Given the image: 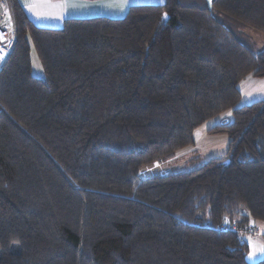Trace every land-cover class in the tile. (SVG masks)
I'll use <instances>...</instances> for the list:
<instances>
[{
    "label": "trees",
    "instance_id": "obj_1",
    "mask_svg": "<svg viewBox=\"0 0 264 264\" xmlns=\"http://www.w3.org/2000/svg\"><path fill=\"white\" fill-rule=\"evenodd\" d=\"M8 4L0 264H264L246 238L264 230V98L237 106L238 83L264 78L247 31L264 34V0L133 4L58 27ZM228 110L208 130L229 136L224 154L162 167Z\"/></svg>",
    "mask_w": 264,
    "mask_h": 264
},
{
    "label": "rangeland",
    "instance_id": "obj_2",
    "mask_svg": "<svg viewBox=\"0 0 264 264\" xmlns=\"http://www.w3.org/2000/svg\"><path fill=\"white\" fill-rule=\"evenodd\" d=\"M4 1L7 3L9 2L8 0H4ZM165 1L166 0H104L102 2H99L98 4H92V7L94 10H97L96 12L98 15L119 17L125 15L128 9L122 10V7L126 8L128 4L129 5L162 4L165 3ZM7 3H6L7 5L6 11L9 10L10 12V17L8 18V33H9L8 37H11V39H13L14 26H13L12 14H11V7ZM1 6L2 5L0 4V8L2 9ZM93 15H95V13ZM31 19L34 20V22L39 26H47V25H42L41 21L39 22L38 20H35L33 18ZM45 23L56 27L61 25L51 22H45ZM247 31L248 34L253 39V41L256 43L258 49L257 51L264 49V34H262L257 30H253L252 28H247ZM10 42L5 46H0V65L4 61L5 56L9 51ZM30 53H31V61H32V73L35 76L44 77V68L42 66V63L40 61V58L37 54L34 45H31ZM238 87L241 91V100L237 103V106L248 104L253 101L264 98V78H260L252 75L247 76L244 80L238 83ZM232 118H233L232 110H228L226 113L224 112L214 118H211L195 131L194 136L196 138V144L194 146L191 147L188 146V148L186 147L180 150L178 154L173 157V159L168 161V165L164 164L162 166V162L159 164L155 163V165L153 164L152 166H149L145 171H143V173L147 175L148 173L159 172L161 166L163 168H166V166H170L173 168L172 170H177V171L186 168L188 169L190 165L189 162H192V160L194 159L200 158L201 159L200 162H204L205 160H208L213 157H218L220 154H224L228 149L229 136L225 133H209V131L205 133V130H207L209 126L215 125L217 121L221 122L224 119L232 120ZM192 167L190 165V168ZM257 225H260V223H258ZM263 234H264L263 227L259 226L258 229L255 230L252 236L250 237L248 236L249 238L246 237L250 244L249 260L251 262H256L264 256V243L262 240Z\"/></svg>",
    "mask_w": 264,
    "mask_h": 264
},
{
    "label": "crops",
    "instance_id": "obj_3",
    "mask_svg": "<svg viewBox=\"0 0 264 264\" xmlns=\"http://www.w3.org/2000/svg\"><path fill=\"white\" fill-rule=\"evenodd\" d=\"M10 2V0H8ZM25 7L29 16L35 20L41 21L42 24L48 25L45 22L61 24L64 18L67 17H86L91 16L97 10H94L92 4H98L104 0H19ZM7 3L0 0V3ZM8 2V3H9ZM7 3V4H8ZM130 5L122 7V10L128 9ZM94 16V15H93ZM53 26V25H52ZM221 123L217 121V124ZM213 126V125H212ZM209 126L205 133L212 127Z\"/></svg>",
    "mask_w": 264,
    "mask_h": 264
},
{
    "label": "built area",
    "instance_id": "obj_4",
    "mask_svg": "<svg viewBox=\"0 0 264 264\" xmlns=\"http://www.w3.org/2000/svg\"><path fill=\"white\" fill-rule=\"evenodd\" d=\"M2 9L0 10V44H4L8 40V18L10 17L9 10L6 11V3L1 2Z\"/></svg>",
    "mask_w": 264,
    "mask_h": 264
},
{
    "label": "snow or ice",
    "instance_id": "obj_5",
    "mask_svg": "<svg viewBox=\"0 0 264 264\" xmlns=\"http://www.w3.org/2000/svg\"><path fill=\"white\" fill-rule=\"evenodd\" d=\"M251 258V257H250Z\"/></svg>",
    "mask_w": 264,
    "mask_h": 264
}]
</instances>
